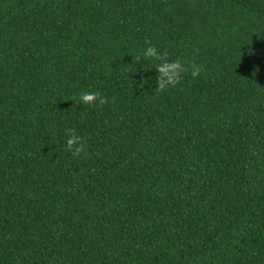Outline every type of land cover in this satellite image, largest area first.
<instances>
[{"label": "trees", "instance_id": "1", "mask_svg": "<svg viewBox=\"0 0 264 264\" xmlns=\"http://www.w3.org/2000/svg\"><path fill=\"white\" fill-rule=\"evenodd\" d=\"M0 264H264V0H0Z\"/></svg>", "mask_w": 264, "mask_h": 264}, {"label": "clouds", "instance_id": "2", "mask_svg": "<svg viewBox=\"0 0 264 264\" xmlns=\"http://www.w3.org/2000/svg\"><path fill=\"white\" fill-rule=\"evenodd\" d=\"M143 55L146 57H153L156 55V49L154 47H148L144 50ZM157 71L160 74L158 79V87L164 89L170 83L175 85L179 83V73L185 72L186 68L179 60L173 61L171 63H163L157 66ZM198 74V70L192 71V76L195 77ZM80 103L82 104H93L97 100L100 104L106 102L104 97L99 96L96 92H84L80 98ZM81 138L77 137L74 133L69 136L67 139V147L73 152L74 155L80 153L83 144L80 143ZM75 146V147H74Z\"/></svg>", "mask_w": 264, "mask_h": 264}]
</instances>
